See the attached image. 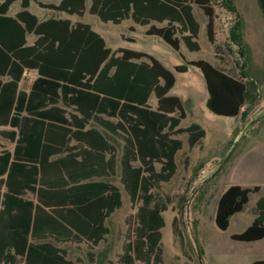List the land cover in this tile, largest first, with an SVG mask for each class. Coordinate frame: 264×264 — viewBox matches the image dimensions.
Masks as SVG:
<instances>
[{"label": "trees", "instance_id": "obj_1", "mask_svg": "<svg viewBox=\"0 0 264 264\" xmlns=\"http://www.w3.org/2000/svg\"><path fill=\"white\" fill-rule=\"evenodd\" d=\"M13 1L0 0V125L11 126L0 129V134L16 142L13 153H0V185L7 187L0 209V264H76L66 248L52 241H32L30 235L84 239L95 245L106 238L110 229L105 220L123 199L121 188L110 181H81L114 171L115 154L107 158V151L115 145L101 130L87 126L94 117L127 134L122 180L132 184L134 196L143 192L135 197L143 201L137 210L135 238L125 243L121 260L165 264L160 242L166 220L151 204V189L170 180L177 170L176 153L184 140L174 135L188 132L191 147L206 135L199 122L181 126L187 112L183 98L170 93L177 80L174 71L153 54L134 48L121 47V55L108 60L111 49L99 31L90 23H74L59 15L83 13L86 0H36L53 10L45 18L30 10L32 0H21L22 8L8 14ZM209 1L91 0L90 12L116 23L126 18L140 24L165 21L163 26L152 23L147 32L162 36L186 63L202 70L209 91L207 106L219 114L245 116L249 107L243 106L257 97L256 82L235 77L203 58L187 60L181 51L182 42L191 50L201 47V25L193 3L209 16L208 34L215 41V12ZM258 2L264 12V0ZM29 32L37 35L33 43H28ZM231 36L244 47L239 21L232 25ZM26 67L38 72L29 91L19 89ZM152 93L158 98L156 107L149 103ZM101 114L117 120L103 119ZM229 144H235L234 138ZM188 160L186 156V164ZM258 189L230 184L217 202L218 226L227 228L231 216L243 210L250 193ZM29 190L36 201L23 197ZM256 209L253 221L232 233L233 238L264 237V194ZM8 214L14 228L10 233L4 230ZM251 264H264V258Z\"/></svg>", "mask_w": 264, "mask_h": 264}, {"label": "rangeland", "instance_id": "obj_2", "mask_svg": "<svg viewBox=\"0 0 264 264\" xmlns=\"http://www.w3.org/2000/svg\"><path fill=\"white\" fill-rule=\"evenodd\" d=\"M212 4L217 17L216 43L209 40L208 16L197 5L195 14L202 25L198 38L201 49L191 50L182 42V51L187 58H205L224 66L238 77L254 80L257 97L254 102L243 106L248 105V116L236 118L210 111L206 104L208 91L202 71L186 63L162 36L147 34L145 26L138 24L137 29L132 30L129 26L131 20L125 19L120 23L103 21L95 13L73 16L74 20H89L115 48L131 47L160 58L177 76L171 92L184 97L187 113L181 125L198 121L209 130L208 136L194 147L188 143V132L178 134L185 142L176 155L177 170L170 180L161 181L151 189V204L162 210L166 220L161 228L165 264H251L264 258V237L257 240L232 237V233L243 231L255 218L256 202L264 194V187L250 193L244 209L231 216L227 228L219 227L215 219L218 199L230 184L231 166L245 148L264 136V12L258 0H212ZM16 6L15 3L12 8ZM34 9L41 16L50 14L37 5ZM237 21L242 27L243 48L231 36V27ZM195 75L199 78L196 86ZM153 100H156L154 96ZM194 103L201 107H195ZM106 133L121 151L122 141L108 131ZM232 138L235 141L233 146L229 144ZM186 156H189L187 164ZM138 163L134 162L135 165ZM157 166L159 168L160 163ZM109 179L121 185L124 204L110 217L112 230L99 245L87 240L66 243L68 256L77 264H123L121 255L125 243L135 238L139 223L137 210L143 202L136 198L143 192L134 196L132 184L123 186L120 168ZM242 183L247 185L251 180L246 177Z\"/></svg>", "mask_w": 264, "mask_h": 264}, {"label": "crops", "instance_id": "obj_3", "mask_svg": "<svg viewBox=\"0 0 264 264\" xmlns=\"http://www.w3.org/2000/svg\"><path fill=\"white\" fill-rule=\"evenodd\" d=\"M44 1H48V0H44ZM58 0H56V2H57ZM17 4V6L13 9L12 8V6L14 5V4ZM209 4L214 8V12H215V7H214V5L212 4V0H210L209 1ZM34 5H37L38 7H40L41 9H44V10H48V11H50V14L52 13V9H50V8H48V7H45V6H41L36 0H32L31 1V4H30V6H29V8H30V10L31 11H33V12H35V13H37L38 15H39V17H41V18H45V17H47V16H49V15H46V16H41L35 9H34ZM90 5H91V0H86V4H85V10H84V12L83 13H73V14H69V13H67V12H60L59 13V15H61V16H64V17H69V18H71V20L75 23V22H77V21H83V22H87V23H90V25L95 29V30H97L94 26H93V24L89 21V20H83V19H76V20H74L73 19V16L74 15H78V16H83V15H85L86 13L88 14H94V13H92V12H90ZM198 5V7H200V8H202L198 3H193V11H194V13H195V8H196V6ZM22 8V5H21V0H15V1H13L12 2V4L10 5V8H9V11H8V14H10V15H15L16 14V12L18 11V10H20ZM203 9V8H202ZM204 10V9H203ZM204 12H205V10H204ZM206 13V12H205ZM207 14V13H206ZM196 15V14H195ZM97 16V15H96ZM208 16V15H207ZM99 17V16H98ZM197 17V16H196ZM214 22H215V41H211L210 40V38H209V34H208V38H209V40L213 43V44H215L216 43V41H217V38H216V25H217V22H216V19H217V17H216V13H214ZM127 20H131L132 21V24H130V25H134V27H135V29H137V27H138V24H140V23H137V22H135L132 18H126ZM198 19V18H197ZM208 19H209V16H208ZM208 19H207V23H208ZM103 20V19H102ZM125 20V19H124ZM199 20V19H198ZM103 21H105V20H103ZM108 21H112V20H108ZM123 21V20H122ZM121 21V22H122ZM200 21V20H199ZM114 22V21H113ZM116 23V22H115ZM118 23H120V22H118ZM152 23H155L157 26H163V25H165L166 24V22L164 21V22H159V21H156V20H153L151 23H148V24H140V25H143V26H145V32L147 33V34H149L148 32H147V29L150 27V25L152 24ZM129 25V26H130ZM200 25H201V22H200ZM202 26V25H201ZM201 26H200V31H201ZM232 28V27H231ZM97 31H99V30H97ZM100 32V31H99ZM101 33V32H100ZM207 33H208V29H207ZM102 34V33H101ZM103 35V34H102ZM150 35H158V34H150ZM199 35H200V32H199ZM104 36V35H103ZM36 37H37V35L36 34H34V33H32V32H29L28 34H27V39H28V43H33L34 42V40L36 39ZM105 37V36H104ZM125 37H127V38H134V37H129V36H125ZM105 39H106V37H105ZM106 42H107V46L111 49V54H110V56H109V58H108V60L110 59V57H114V56H120L121 55V47H126V46H118L117 48H115V47H113V46H111V45H109L108 44V41H107V39H106ZM201 45V44H200ZM182 47H183V44H181V51H182ZM127 48H131V47H127ZM200 49H201V47H200ZM199 50V49H198ZM183 52V51H182ZM184 53V52H183ZM185 55V54H184ZM155 56V55H154ZM186 57V56H185ZM158 58V57H157ZM144 59L145 60H150L148 57H144ZM160 59V58H159ZM186 59L187 60H192V59H190V58H187L186 57ZM197 59H201V58H197ZM203 59H205V58H203ZM161 60V59H160ZM206 60H208V59H206ZM162 61V60H161ZM208 61H210L211 63H213L215 66H217V67H220V68H222L223 70H225V71H227L228 73H230L231 75H233V76H235V77H238L235 73H232L231 71H229L228 69H226L224 66H220V65H218L217 63H215V62H213V61H211V60H208ZM163 62V61H162ZM164 63V62H163ZM165 64V63H164ZM189 64V63H188ZM166 65V64H165ZM189 65H191V66H196V65H192V64H189ZM167 66V65H166ZM168 67V66H167ZM196 67H198V66H196ZM170 68V67H169ZM199 68V67H198ZM200 69V68H199ZM201 70V69H200ZM174 71V70H173ZM202 71V70H201ZM175 73V72H174ZM203 73V72H202ZM37 74H38V72H37V70L36 69H32V68H28V67H26L25 68V70H24V72H23V74H22V77H21V79H20V81H19V89H22V90H25V91H29L30 89H31V87H32V84H33V82H34V80H35V78L37 77ZM175 75H176V73H175ZM204 76V75H203ZM195 77V86L198 84L199 85V78L195 75L194 76ZM6 78H8V77H4V79H6ZM176 78H177V76H176ZM204 80H205V77H204ZM176 82H177V80H176ZM205 83H206V81H205ZM176 84V83H175ZM175 86V85H174ZM173 86V87H174ZM172 87V88H173ZM206 87H207V85H206ZM172 88L170 89V93H172L171 92V90H172ZM187 88H188V86H187ZM207 91H208V88H207ZM173 94H177V93H173ZM178 95H180V94H178ZM153 96L155 97V99L156 100H153ZM182 98H183V100H184V97L182 96V95H180ZM208 98H209V91H208V96H207V100H208ZM207 100H206V104H207ZM63 102L62 101H60V105H63L62 104ZM149 103L151 104V106H153V107H156L157 106V104H158V98H157V96L155 95V93H152L151 94V96H150V98H149ZM194 104H196V103H194ZM193 104V105H194ZM192 105V106H193ZM195 107H199L197 104H196V106ZM201 107V106H200ZM199 107V108H200ZM208 107V106H207ZM193 108H194V106H193ZM209 108V107H208ZM196 109V108H195ZM210 109V108H209ZM68 110L69 111H75L74 110V106H68ZM194 110V109H193ZM187 111V110H186ZM210 111H212L211 109H210ZM195 112V114H197V112H196V110L194 111ZM212 112H214V111H212ZM214 113H216V112H214ZM216 114H219V113H216ZM220 115H224V114H220ZM101 118H103V119H108V120H110V121H112V122H115L116 120H117V117H114V116H108V115H106V114H101ZM225 116H234V117H239L240 116V114H237V115H225ZM251 116V115H250ZM182 121V120H181ZM193 122V121H192ZM195 122H198V121H195ZM205 129H206V127L201 123V122H199ZM189 125V124H188ZM88 127H92V126H94V127H96V128H98L99 130H101L102 131V133L105 135V137L111 142V143H113L114 145H115V149L113 150V151H107V158H109L111 155H112V153H114L115 154V161H114V171L112 170V169H110L109 171H107V172H101V173H95V174H93V175H90V176H87V177H84L81 181H98V180H104V181H110V182H112V183H114V184H116V185H118L119 187H121V185H119V184H117V183H115L113 180H111V179H109L110 177H112V176H115L117 173H118V171H119V168H120V181H121V183L123 184V186L125 185V183L123 182V180H122V171H123V156L125 155V151H126V146H127V134L124 132V131H121V130H118V131H116V130H114L113 128H111L110 126H108L107 124H106V122H104V123H102L101 121H99L97 118H91V119H89V122H88V125H87ZM181 126H183V125H181ZM185 126H187V125H185ZM2 128H11V126H7V125H0V129H2ZM109 132L110 134H112V135H114V136H116V137H118L121 141H122V149H121V151L119 150V148H118V146H117V144H116V142L115 141H113L108 135H107V133L106 132ZM208 133H209V130H207L206 129V135H205V137H203V138H206L207 136H208ZM174 136H176V137H179L178 136V134H176V135H174ZM183 139V138H182ZM76 142V140H73L72 141V143H75ZM185 142V141H184ZM15 147H16V142L15 141H13V140H11L10 138H8V137H6V136H4V135H2V134H0V153H2V152H4V151H7V150H9V151H11L12 153L14 152V149H15ZM183 147H184V144H183ZM179 151V150H178ZM178 153V152H177ZM177 153H176V155H177ZM133 163H134V161H133ZM231 174H230V178H229V181H228V184H229V182H230V184H232V183H238V184H241V185H243V186H251V187H253V186H259V189H258V191L259 190H261L263 187H264V136L261 138V139H259V140H257V141H255V142H253V144L251 145V146H249V147H247V148H245V150L242 152V153H240V155H239V157L237 158V160H236V162L235 163H233V165L231 166V172H230ZM242 174V175H240V174ZM246 177H248L250 180H251V183H249V184H243L242 183V181L243 180H245L246 179ZM242 180V181H241ZM229 184V185H230ZM228 185V186H229ZM7 190V187H6V185H2V187H1V185H0V209L3 207V203H2V199H3V195H2V193H4L5 191ZM123 193V192H122ZM23 197H25V198H31V199H34L35 201H36V194L33 192V191H31V190H29L27 193H25L24 195H23ZM122 199H123V202H122V205L121 206H123V204H124V198H123V194H122ZM120 206V207H121ZM120 207H118V208H120ZM117 208V209H118ZM117 209H115V211L117 210ZM115 211H113L107 218H106V220H105V223H106V225L107 226H109V229H110V231L112 230V228H111V225H110V223H109V219H110V217L115 213ZM14 228H13V226H12V224H11V214H8V222H7V225H6V227L4 228V230H7L8 231V233H10L11 232V230H13ZM25 229V228H24ZM110 231L108 232V233H106V238L108 237V235H109V233H110ZM105 238V239H106ZM30 240H32V241H37V242H43V241H52L53 243H55V244H57V245H59V246H61V247H64V248H66V243L67 242H72L73 240H77V241H82V240H84V239H65V240H62V239H57V238H55L54 236H50V235H46V236H43V235H41V236H38V237H33L32 235H30ZM104 240V239H103ZM102 241V240H101ZM100 241V242H101ZM160 243H162V239H161V242ZM97 245H99V243L97 244ZM96 245V246H97ZM162 245V244H161ZM67 249V248H66ZM67 251H68V249H67ZM69 257V256H68ZM69 258H71V257H69ZM72 259V258H71ZM74 262L76 263V261L74 260ZM20 264H23V263H20ZM77 264V263H76Z\"/></svg>", "mask_w": 264, "mask_h": 264}]
</instances>
